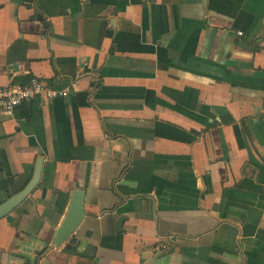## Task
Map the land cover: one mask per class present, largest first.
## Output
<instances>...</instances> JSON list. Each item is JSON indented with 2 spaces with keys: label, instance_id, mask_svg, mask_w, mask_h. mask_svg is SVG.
<instances>
[{
  "label": "crops",
  "instance_id": "obj_1",
  "mask_svg": "<svg viewBox=\"0 0 264 264\" xmlns=\"http://www.w3.org/2000/svg\"><path fill=\"white\" fill-rule=\"evenodd\" d=\"M0 264H264V0H0ZM85 217L54 245L72 194Z\"/></svg>",
  "mask_w": 264,
  "mask_h": 264
},
{
  "label": "water",
  "instance_id": "obj_2",
  "mask_svg": "<svg viewBox=\"0 0 264 264\" xmlns=\"http://www.w3.org/2000/svg\"><path fill=\"white\" fill-rule=\"evenodd\" d=\"M206 0H204V3ZM44 160L39 157L36 161L35 169L31 180L27 185L16 194L10 196L6 201L0 204V219L7 217L17 209L38 186L42 176ZM85 217V192L76 190L72 194L69 210L62 224L56 230L54 245L60 246L67 240L75 239L74 235Z\"/></svg>",
  "mask_w": 264,
  "mask_h": 264
},
{
  "label": "built area",
  "instance_id": "obj_3",
  "mask_svg": "<svg viewBox=\"0 0 264 264\" xmlns=\"http://www.w3.org/2000/svg\"><path fill=\"white\" fill-rule=\"evenodd\" d=\"M67 95V91H58L41 78L33 77L23 85L0 86V112L11 116L15 108L25 102L37 98L51 100Z\"/></svg>",
  "mask_w": 264,
  "mask_h": 264
}]
</instances>
